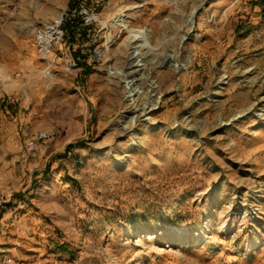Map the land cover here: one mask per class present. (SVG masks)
<instances>
[{
    "label": "rangeland",
    "instance_id": "rangeland-1",
    "mask_svg": "<svg viewBox=\"0 0 264 264\" xmlns=\"http://www.w3.org/2000/svg\"><path fill=\"white\" fill-rule=\"evenodd\" d=\"M83 1L51 79L32 33L73 1L0 0V259L264 264V0Z\"/></svg>",
    "mask_w": 264,
    "mask_h": 264
},
{
    "label": "built area",
    "instance_id": "built-area-1",
    "mask_svg": "<svg viewBox=\"0 0 264 264\" xmlns=\"http://www.w3.org/2000/svg\"><path fill=\"white\" fill-rule=\"evenodd\" d=\"M98 15L97 5H87L83 0H76L72 7L59 14L51 22L45 25H36L32 33L34 44L39 59L45 64L44 73L47 77L53 79L56 75L60 51L67 38L66 22L76 21L78 25L73 32L78 34L80 30L91 29L99 20ZM47 134H34L25 143V152L27 154L34 153L45 142ZM0 264H12V259L3 256L0 259Z\"/></svg>",
    "mask_w": 264,
    "mask_h": 264
},
{
    "label": "bare ground",
    "instance_id": "bare-ground-1",
    "mask_svg": "<svg viewBox=\"0 0 264 264\" xmlns=\"http://www.w3.org/2000/svg\"><path fill=\"white\" fill-rule=\"evenodd\" d=\"M194 12H195V9L193 10V12H192V15H190V17L187 19V21H186V26L187 27H189V28H192L193 27V18H192V16H193V14H194ZM125 26H126V29H128L133 35H135L136 37H137V39H138V43L134 46V48H133V56H132V68H133V70H132V73L135 75H141V73L143 72V69L145 68L144 67V65H145V63H144V57H145V55H144V53L142 52V49L143 48H148L150 51H157V47L156 46H154L152 43H151V41H150V38H149V35L148 34H146L145 32H143V31H137V30H134L130 25H126L125 24ZM184 38V34H182V36H181V40ZM170 59H172V60H175L174 62H177L176 60H177V54H175V53H168V55H167ZM192 61V58L191 57H189L188 58V60H187V62H185V65H188L190 62ZM175 65V64H174ZM189 66V65H188ZM112 74H116L117 76L119 75H122V73L120 72V71H118V72H111ZM137 77V76H136ZM144 76L142 75L141 76V78L139 77V78H137L138 80H147V81H149L150 82V92H152V94H150L151 96H153V97H155V99L153 100V101H150V102H148L147 104H140L139 103V101H140V98H139V100H138V102H137V104L135 105V107H134V109H135V111H137L138 112V116L137 117H141L142 115H144V114H147L148 112H150L153 108H154V106L157 104V100H158V98H159V94H160V92H159V90H158V85L157 84H155V82L154 81H152V80H150V79H148V76L147 77H144ZM135 79L133 78L132 79V81H134ZM144 80V81H145ZM263 83H264V80H263ZM128 84V83H127ZM140 94V93H139ZM142 94V93H141ZM131 95H133V97L134 96H138V93L137 92H134V91H132V93H131ZM135 99L137 100V98L135 97ZM136 100H135V102H136ZM155 101V102H154ZM134 111V112H135ZM135 117V116H134ZM132 123H133V121L130 123V125H129V127H131L132 126Z\"/></svg>",
    "mask_w": 264,
    "mask_h": 264
},
{
    "label": "trees",
    "instance_id": "trees-1",
    "mask_svg": "<svg viewBox=\"0 0 264 264\" xmlns=\"http://www.w3.org/2000/svg\"><path fill=\"white\" fill-rule=\"evenodd\" d=\"M72 4L71 6H73L75 4V0H72ZM78 23L76 21H67L66 22V25H65V28H66V31L67 33H70V34H73L74 36H76V33L73 32V30L77 27Z\"/></svg>",
    "mask_w": 264,
    "mask_h": 264
},
{
    "label": "crops",
    "instance_id": "crops-1",
    "mask_svg": "<svg viewBox=\"0 0 264 264\" xmlns=\"http://www.w3.org/2000/svg\"><path fill=\"white\" fill-rule=\"evenodd\" d=\"M88 30H90V29H85V30H83V31L86 33ZM87 35H89V33H87Z\"/></svg>",
    "mask_w": 264,
    "mask_h": 264
}]
</instances>
